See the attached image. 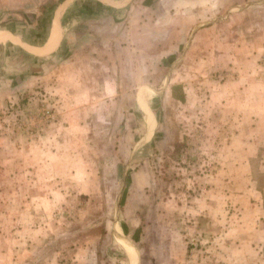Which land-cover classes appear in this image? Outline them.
<instances>
[{"label":"rangeland","instance_id":"1","mask_svg":"<svg viewBox=\"0 0 264 264\" xmlns=\"http://www.w3.org/2000/svg\"><path fill=\"white\" fill-rule=\"evenodd\" d=\"M166 1L172 5L176 0ZM92 2L97 16L111 8L99 6L96 0H0V29L29 34L32 29L28 25L35 20L40 25L42 20L37 31L43 34L54 12L59 16L66 5H72L73 14L80 8L88 14ZM156 6L133 8L137 9L134 18H143V27L153 39L148 81H144V70L141 80L139 71L136 76V72H126L124 65H117V74L125 76L127 84L132 79L133 86L105 102L84 103L74 112L69 108L77 104L63 105L58 96L38 87L25 90L17 103L0 111V149H5L0 152V246L5 261L0 264H15L29 257L35 260L33 264H128L130 257L114 234L116 221L117 230L136 247L138 264H155L142 259L145 254L139 251L148 241L158 240L155 231L146 235L150 229L141 213L149 202L156 210L163 195L181 189L178 173L184 166L208 160L205 146L210 142L215 146L219 139L208 134L219 124L211 115H218L224 104L217 90L225 81L241 76L244 58L216 53L205 57L202 39L191 46L187 42L178 55H156L163 51L156 49L161 45L156 40L162 29L168 27L164 32L167 36L176 34L172 28L174 9L164 14ZM124 20L119 18L116 24ZM233 22L228 38L213 44L214 51L223 47L240 52L247 46ZM74 23V28L84 25ZM220 29L218 23L214 27L217 36ZM173 40L170 37L165 46ZM153 41L156 46H152ZM167 48L168 52L173 49ZM60 62L58 59L57 64ZM256 62L264 75V55ZM136 80L140 88L134 87ZM75 117L78 125L70 121ZM38 151L52 153L51 168L38 167L29 175L27 166H18L17 160ZM43 174H47V181ZM143 198L148 200L143 203ZM31 224L37 229L39 225L46 227L48 236H41L43 241H37L38 246L29 254L26 242Z\"/></svg>","mask_w":264,"mask_h":264},{"label":"crops","instance_id":"2","mask_svg":"<svg viewBox=\"0 0 264 264\" xmlns=\"http://www.w3.org/2000/svg\"><path fill=\"white\" fill-rule=\"evenodd\" d=\"M96 1L99 6L111 8L97 16L93 2L88 14L83 8L73 14L72 5H66L59 16L56 12L50 16L43 34L37 31L42 20L40 25L36 20L28 25L32 29L29 34L0 29V111L17 103L25 90L31 92L38 87L58 96L63 105L77 104L76 108H69L74 112H79L78 106L84 103L105 102L133 86L132 79L127 84L125 76L117 74V65H124L126 72H136V76L139 71L141 80L144 70V81H148L152 36L149 29H144L143 18H134L137 9L133 8L148 10L157 4L156 8L164 14L173 8L172 17H176L172 28L176 34L171 32L167 36L164 32L168 27L162 29L156 40L161 45L151 42L156 49L163 50L154 52L156 55H178L187 42L191 46L202 39L205 57L214 53L244 57L242 74L236 80L225 81L217 90L219 101L224 104L218 115H211L219 124L208 134L219 139L217 145L210 142L205 146L208 160L193 167L184 166L178 173L181 189L163 195L156 210L151 209L152 201L149 202L141 213L150 229L147 232L143 227L146 235L155 231L158 240L146 244L143 241L139 251L145 254L142 259L155 264H264V75L256 62L264 55V0H176L172 5L166 0ZM122 17L125 20L116 24ZM75 21L84 25L74 28ZM230 21L238 24L239 38L247 46L240 52L223 47L216 52L213 44L228 38ZM218 23L219 36L214 32ZM78 28L88 30L82 32ZM170 37L174 40L165 46ZM168 46L172 51L168 52ZM135 82L134 87L140 88L138 80ZM70 121L74 125L79 123L76 117ZM49 154L52 153L35 152L25 160L18 159V166H27L29 175L38 167L51 168ZM46 175L42 176L45 181ZM145 200L148 198H143V203ZM34 225L28 229L29 254L38 246L37 241L48 236L46 227L41 229L39 225L37 229ZM118 226L116 221L114 234L130 257L128 264H138L136 247L117 230ZM33 231L36 233L31 236ZM2 248L0 261L4 262ZM22 262L33 264L35 260L29 257L15 264Z\"/></svg>","mask_w":264,"mask_h":264},{"label":"trees","instance_id":"3","mask_svg":"<svg viewBox=\"0 0 264 264\" xmlns=\"http://www.w3.org/2000/svg\"><path fill=\"white\" fill-rule=\"evenodd\" d=\"M43 40H40L39 42H42Z\"/></svg>","mask_w":264,"mask_h":264}]
</instances>
